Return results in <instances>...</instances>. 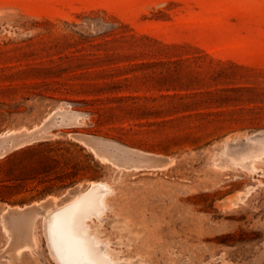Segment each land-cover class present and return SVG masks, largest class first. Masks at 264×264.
Wrapping results in <instances>:
<instances>
[{"label":"rangeland","instance_id":"rangeland-1","mask_svg":"<svg viewBox=\"0 0 264 264\" xmlns=\"http://www.w3.org/2000/svg\"><path fill=\"white\" fill-rule=\"evenodd\" d=\"M66 259L264 264V0H0V264Z\"/></svg>","mask_w":264,"mask_h":264},{"label":"bare ground","instance_id":"bare-ground-1","mask_svg":"<svg viewBox=\"0 0 264 264\" xmlns=\"http://www.w3.org/2000/svg\"><path fill=\"white\" fill-rule=\"evenodd\" d=\"M102 187H103V191L108 190L106 185L103 186L101 184H94L78 200L66 206L64 209L58 211L53 217V221L50 222V225H49L50 234L53 235V232L62 225V223L64 222L63 221L64 217H68V215L71 214L72 212H75L77 210L78 211L84 210L86 207H88L92 203L96 193L100 189H102ZM54 237H53V240L55 239ZM69 241L71 242L73 246V251H75V257L80 258L79 256H82L83 258H87V259L88 258L97 259L96 256H98L99 254L94 248L93 239L90 236H87L86 234H82L80 232H75L69 236ZM55 249H56V245H55ZM102 260L104 261L106 259L104 258ZM66 262L67 264H71V261H68L67 259H66Z\"/></svg>","mask_w":264,"mask_h":264}]
</instances>
